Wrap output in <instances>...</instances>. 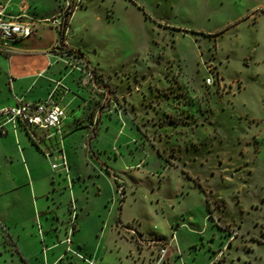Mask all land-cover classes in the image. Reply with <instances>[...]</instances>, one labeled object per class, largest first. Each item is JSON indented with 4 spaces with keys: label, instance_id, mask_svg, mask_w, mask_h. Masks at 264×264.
<instances>
[{
    "label": "rangeland",
    "instance_id": "374dc122",
    "mask_svg": "<svg viewBox=\"0 0 264 264\" xmlns=\"http://www.w3.org/2000/svg\"><path fill=\"white\" fill-rule=\"evenodd\" d=\"M59 1L51 92L75 98L77 182L64 224L72 237L81 203L78 239L99 251L71 264H264L260 0ZM103 105L96 160L84 137Z\"/></svg>",
    "mask_w": 264,
    "mask_h": 264
},
{
    "label": "crops",
    "instance_id": "0c3cea01",
    "mask_svg": "<svg viewBox=\"0 0 264 264\" xmlns=\"http://www.w3.org/2000/svg\"><path fill=\"white\" fill-rule=\"evenodd\" d=\"M0 5L5 7L7 16L29 21L34 29L33 35L24 39L7 44L0 40V108L15 105L16 97L32 102L45 100L58 71L53 48L63 35L42 20L60 13V1L0 0ZM255 8L259 11L256 21L263 28L260 44L264 45V0ZM50 33L52 38L44 42ZM38 88L43 90L37 92ZM74 99L56 98L66 108L63 138L65 132L70 133L69 110ZM102 110L101 106L97 118L108 111ZM23 130L29 136V142L24 144L20 135ZM53 132L19 126L16 131L10 128L6 134L0 133V264H61L66 259L71 264L72 257L82 259L80 254L97 260L96 247L78 239L84 218L81 203L79 222L70 236L71 242L67 241L69 230L64 223L69 222L72 213L69 189H75L77 182L71 177L70 168L67 173L61 166L53 167L61 162L63 154L68 164L71 160L67 141ZM78 181H82L80 176Z\"/></svg>",
    "mask_w": 264,
    "mask_h": 264
},
{
    "label": "built area",
    "instance_id": "2783aa9c",
    "mask_svg": "<svg viewBox=\"0 0 264 264\" xmlns=\"http://www.w3.org/2000/svg\"><path fill=\"white\" fill-rule=\"evenodd\" d=\"M66 18V14L60 12L42 21L62 32L65 28L64 23ZM33 33L34 29L31 22L7 16L5 7L0 5V40L3 44L30 37ZM206 83L211 84L212 79L208 77ZM57 88L58 86L45 100L32 102L26 101L22 97H16L17 102L15 105L0 108V133L6 134L10 128L16 131L19 126H24L29 130L31 128L53 130V135L60 136L62 140L66 108L56 100L55 93ZM58 166H61L67 173L69 172V164L64 154L61 156L59 164H53L54 168ZM67 241L70 243L71 237H68ZM161 252L165 255L166 249H162Z\"/></svg>",
    "mask_w": 264,
    "mask_h": 264
},
{
    "label": "trees",
    "instance_id": "16d2710c",
    "mask_svg": "<svg viewBox=\"0 0 264 264\" xmlns=\"http://www.w3.org/2000/svg\"><path fill=\"white\" fill-rule=\"evenodd\" d=\"M69 18V16H68ZM70 26V23L67 21V26L62 30L61 34L64 35L66 28ZM102 111H106L108 110V105H103L102 106ZM101 121H102V117L99 114L98 118L95 122V124L93 126H90L88 129V135L86 136L85 139V143H86V153H91L94 158H98V155L94 153V151L92 150V142L98 137V134L100 133V129H101ZM99 160V158L97 159ZM168 264V263H167Z\"/></svg>",
    "mask_w": 264,
    "mask_h": 264
},
{
    "label": "water",
    "instance_id": "95a60500",
    "mask_svg": "<svg viewBox=\"0 0 264 264\" xmlns=\"http://www.w3.org/2000/svg\"><path fill=\"white\" fill-rule=\"evenodd\" d=\"M66 26H67V18L65 19V23H64V27H66ZM125 228L134 232L137 235L138 239H140V240L142 239L143 234L140 233L135 226L129 225V226H125Z\"/></svg>",
    "mask_w": 264,
    "mask_h": 264
}]
</instances>
